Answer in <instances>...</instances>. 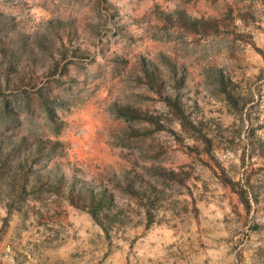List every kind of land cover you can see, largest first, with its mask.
<instances>
[{"label": "rangeland", "instance_id": "374dc122", "mask_svg": "<svg viewBox=\"0 0 264 264\" xmlns=\"http://www.w3.org/2000/svg\"><path fill=\"white\" fill-rule=\"evenodd\" d=\"M0 264H264V0H0Z\"/></svg>", "mask_w": 264, "mask_h": 264}]
</instances>
